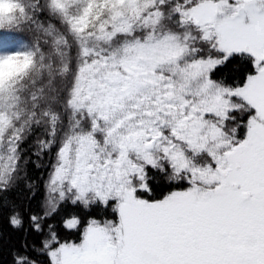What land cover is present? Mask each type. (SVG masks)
Here are the masks:
<instances>
[{
	"label": "snow or ice",
	"instance_id": "snow-or-ice-1",
	"mask_svg": "<svg viewBox=\"0 0 264 264\" xmlns=\"http://www.w3.org/2000/svg\"><path fill=\"white\" fill-rule=\"evenodd\" d=\"M0 264H264V0H0Z\"/></svg>",
	"mask_w": 264,
	"mask_h": 264
}]
</instances>
